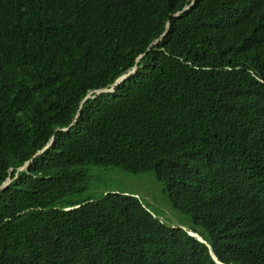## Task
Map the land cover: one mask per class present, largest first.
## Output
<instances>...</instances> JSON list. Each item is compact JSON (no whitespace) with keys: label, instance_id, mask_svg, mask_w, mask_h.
Returning a JSON list of instances; mask_svg holds the SVG:
<instances>
[{"label":"trees","instance_id":"16d2710c","mask_svg":"<svg viewBox=\"0 0 264 264\" xmlns=\"http://www.w3.org/2000/svg\"><path fill=\"white\" fill-rule=\"evenodd\" d=\"M8 177L0 264H264V0H0Z\"/></svg>","mask_w":264,"mask_h":264},{"label":"rangeland","instance_id":"374dc122","mask_svg":"<svg viewBox=\"0 0 264 264\" xmlns=\"http://www.w3.org/2000/svg\"><path fill=\"white\" fill-rule=\"evenodd\" d=\"M97 171L99 172L97 173ZM91 173H95L100 180L113 184L118 189L133 193L148 208L159 210L161 212L160 218L165 222L180 226L187 224V218L174 211L164 201L161 185L156 181L153 174H133L112 168L93 169Z\"/></svg>","mask_w":264,"mask_h":264},{"label":"water","instance_id":"95a60500","mask_svg":"<svg viewBox=\"0 0 264 264\" xmlns=\"http://www.w3.org/2000/svg\"><path fill=\"white\" fill-rule=\"evenodd\" d=\"M188 6H185L184 7V9H186ZM179 13H181V12H179ZM165 34V32L161 35V36H163ZM157 41H158V39L157 40H155V41H153L150 45H149V47H151V46H153L154 44H156L157 43ZM142 57V55H140L138 58H137V61L140 59ZM136 61V62H137ZM135 70H136V66H134L131 70H129L126 74H124V75H122V76H120V77H118L116 80H115V82L111 85V87L110 88H101V89H98L97 90V93H99V92H113L114 91V87L117 85V84H119L121 81H123L126 77H128L130 74H132L133 72H135ZM92 92H90V93H88L87 95H86V97L84 98V100L83 101H85L87 98H89V97H91L92 95ZM48 146V145H47ZM46 147V146H45ZM42 150H40L38 153H36L34 156H36L37 154H39L40 152H41ZM31 160H32V157L28 160V161H25L24 163H23V165H21L20 167H18L17 168V170H21V169H23L27 164H29L30 162H31ZM10 175V174H9ZM11 181V178L10 177H8L1 185H0V189L3 187V186H5V185H7L9 182ZM76 207V206H75ZM67 209H69V208H67Z\"/></svg>","mask_w":264,"mask_h":264},{"label":"clouds","instance_id":"9594fccd","mask_svg":"<svg viewBox=\"0 0 264 264\" xmlns=\"http://www.w3.org/2000/svg\"><path fill=\"white\" fill-rule=\"evenodd\" d=\"M185 229L188 231V233L192 236H194L195 238H197L198 240L202 241V242H205V244L210 247V245L202 238V236L200 234H198L197 232L193 231L191 228H187L185 227ZM211 255H212V258L219 264H227V263H224L222 261H220L215 255L214 253L211 251ZM264 263V262H263Z\"/></svg>","mask_w":264,"mask_h":264}]
</instances>
